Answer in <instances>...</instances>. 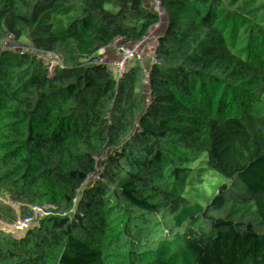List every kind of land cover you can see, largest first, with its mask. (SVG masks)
I'll use <instances>...</instances> for the list:
<instances>
[{"label":"trees","instance_id":"obj_1","mask_svg":"<svg viewBox=\"0 0 264 264\" xmlns=\"http://www.w3.org/2000/svg\"><path fill=\"white\" fill-rule=\"evenodd\" d=\"M2 66L0 264H264V0H0Z\"/></svg>","mask_w":264,"mask_h":264},{"label":"built area","instance_id":"obj_2","mask_svg":"<svg viewBox=\"0 0 264 264\" xmlns=\"http://www.w3.org/2000/svg\"><path fill=\"white\" fill-rule=\"evenodd\" d=\"M112 55H113L112 53H107V56H112ZM96 85L97 87L95 88ZM94 93L99 103H102L99 100V96L102 97L103 104L110 103L111 99L107 98L105 95L104 83H103V80L101 79V76L97 79L94 85ZM102 114H103V110L96 112L95 119L101 120ZM102 126H103V131L105 133V136L108 137V140L112 142L114 146H116L118 144V140L116 138L115 131L113 127L111 126V124L108 122H104ZM111 156L112 154L108 156V158L105 159L102 162V164L93 172H90L85 175H79L78 172H75L76 168H73V169H70L69 172L65 175L64 177L66 178L65 184L67 186L65 187V190L63 191L64 194L62 195L67 200L72 210L77 206L82 195H84L89 190H92L96 193H99V190H101L102 192L104 191L105 195L111 192V188L109 184V177H110L109 170L111 168L107 164L108 159ZM56 181H59V180H56ZM53 186H54V182H53ZM0 189L2 190L4 189V190L10 191L16 194L14 187L12 185H7L6 183H0ZM100 202L101 204L103 203L102 200Z\"/></svg>","mask_w":264,"mask_h":264},{"label":"rangeland","instance_id":"obj_3","mask_svg":"<svg viewBox=\"0 0 264 264\" xmlns=\"http://www.w3.org/2000/svg\"><path fill=\"white\" fill-rule=\"evenodd\" d=\"M34 46H35V48L37 50H48V49H54L55 48V44L53 42H48V41H43V40H38V39L35 40ZM117 49L118 50L115 51V54H113L112 56H108L107 64L111 63V60L120 59L123 56H125V54L131 49V41H129L125 46L117 48ZM11 68H12V66H2V67H0V69H2V72L5 73V74H7L9 72V69H11ZM96 87H97V85L95 86V88ZM99 100L103 103L101 96H99ZM95 101H96V103L94 102L95 104L93 105V107H94V109H97L99 107V101L97 100L96 97H95ZM256 147H258V146L256 145ZM120 151H121V148L117 145L116 146V151L108 159V162H107V164H108V166L110 168L113 167L116 164V162L118 161V159L120 157ZM64 179H66V178H62L61 180L58 179L59 181H56L57 179L54 180L53 181L54 182V186H52V187H53L54 191L59 192V194L61 195L63 200H66L65 197L62 195V194H64L63 191L65 190V187L67 186L65 184V180ZM53 190H52V192H54ZM0 194L2 195L4 201L8 200V196L9 195H15V193H12V192L4 190V189L3 190L0 189ZM100 220H102V217H100Z\"/></svg>","mask_w":264,"mask_h":264},{"label":"crops","instance_id":"obj_4","mask_svg":"<svg viewBox=\"0 0 264 264\" xmlns=\"http://www.w3.org/2000/svg\"><path fill=\"white\" fill-rule=\"evenodd\" d=\"M91 102H92L93 105L96 103L95 99H92ZM94 102H95V103H94ZM98 108H99V107H98ZM98 108H97V109H98ZM97 109H95V110H97Z\"/></svg>","mask_w":264,"mask_h":264}]
</instances>
